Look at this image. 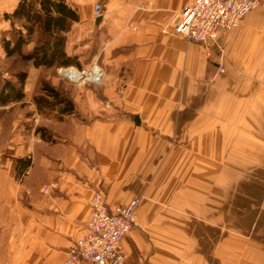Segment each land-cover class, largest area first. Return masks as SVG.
Returning <instances> with one entry per match:
<instances>
[{
  "label": "crops",
  "instance_id": "1",
  "mask_svg": "<svg viewBox=\"0 0 264 264\" xmlns=\"http://www.w3.org/2000/svg\"><path fill=\"white\" fill-rule=\"evenodd\" d=\"M19 1L0 0V34ZM64 1L79 15L67 36L102 32L104 77L64 88L80 118L37 112L28 75L46 69L32 65L24 97L0 107L28 110L0 154V264H62L98 189L110 207L140 198L124 264H264V3L208 57L167 27L191 0H103L100 21L91 0Z\"/></svg>",
  "mask_w": 264,
  "mask_h": 264
},
{
  "label": "built area",
  "instance_id": "2",
  "mask_svg": "<svg viewBox=\"0 0 264 264\" xmlns=\"http://www.w3.org/2000/svg\"><path fill=\"white\" fill-rule=\"evenodd\" d=\"M264 0H191L175 13L168 26L172 33L188 42L204 47L208 57L211 50L220 52V36L236 29L242 20L258 8ZM93 14L102 15V7L95 4ZM223 72V69L220 68ZM58 74L74 85H99L104 72L97 61L85 68L60 67ZM27 175V171L23 176ZM50 190L47 186L43 192ZM140 198L127 204L110 207L102 190H95L89 201V219L85 233L68 248L62 264H124L122 240L137 228L135 212ZM264 211V197L259 204Z\"/></svg>",
  "mask_w": 264,
  "mask_h": 264
},
{
  "label": "trees",
  "instance_id": "3",
  "mask_svg": "<svg viewBox=\"0 0 264 264\" xmlns=\"http://www.w3.org/2000/svg\"><path fill=\"white\" fill-rule=\"evenodd\" d=\"M3 17L11 26L9 31L0 34L5 59L16 58L22 64L28 63L34 68L46 70L69 66L83 68L78 54L69 55L65 51L67 34L78 21V14L64 0H20L14 11ZM17 22L23 24L17 25ZM36 33L39 39H35V44L28 48ZM12 74V77L4 78L0 83V107L16 103L24 97L26 69ZM39 91L32 96L38 113L52 116L58 122L66 116L80 118L70 95L62 87L44 82ZM36 131L46 140L50 139V134L44 128H36ZM16 162L20 174L30 164L27 159Z\"/></svg>",
  "mask_w": 264,
  "mask_h": 264
},
{
  "label": "rangeland",
  "instance_id": "4",
  "mask_svg": "<svg viewBox=\"0 0 264 264\" xmlns=\"http://www.w3.org/2000/svg\"><path fill=\"white\" fill-rule=\"evenodd\" d=\"M78 3H81L82 0H76ZM105 1V0H104ZM103 0H91L89 2V10L90 16L94 19L96 18L93 14V7L95 4L102 3ZM99 4V5H100ZM101 6V5H100ZM76 10V9H75ZM79 22V15H78V21ZM23 24L21 22H17V25ZM74 27V26H73ZM72 28V27H71ZM75 31L69 36L66 37V43H65V51L69 55H77L82 63L83 68L87 67L90 63H92V57L97 53L96 44L99 37H102V32L98 34V31L96 28H94L92 25L88 26V24H83L79 27H74ZM73 29V28H72ZM71 30V29H70ZM38 34L36 33L35 36H33L32 44H35V39L38 38ZM39 39V38H38ZM85 44V45H84ZM222 51V49H221ZM97 63L99 64V61L97 60ZM74 67V66H69ZM58 68L52 69V70H46L45 72H39L38 74L35 72V69H31L30 64H22L20 63L16 58H7L4 61H0V72L6 74V77H12L13 72L21 71L22 69H26L29 71V81L27 86V91L32 86V82L34 87L32 86L33 94L40 93V88L42 86V83L46 82L54 87H62L63 89L66 87H77L79 85H74L69 81H65L62 79V77L58 74ZM223 69V68H222ZM224 71V70H223ZM37 74V75H36ZM57 84V85H56ZM56 85V86H55ZM80 87V86H79ZM28 110L26 107H13L5 111H0V154L7 155L10 153L8 151L9 149H6L7 145L11 143V141L8 139L10 135L13 133V131H16L17 127L22 125V121L20 119L22 116L27 115L26 112ZM32 117V116H31ZM37 119L35 120V124H37ZM32 123V122H31ZM28 124V123H27ZM33 124V123H32ZM28 126V125H27ZM13 129V131H12ZM25 130H28L29 132L32 131V128L26 127Z\"/></svg>",
  "mask_w": 264,
  "mask_h": 264
},
{
  "label": "water",
  "instance_id": "5",
  "mask_svg": "<svg viewBox=\"0 0 264 264\" xmlns=\"http://www.w3.org/2000/svg\"><path fill=\"white\" fill-rule=\"evenodd\" d=\"M96 21H100V18L98 17V18L96 19Z\"/></svg>",
  "mask_w": 264,
  "mask_h": 264
}]
</instances>
